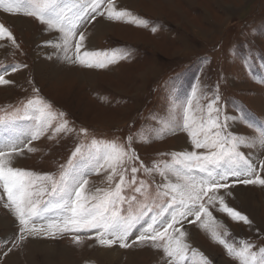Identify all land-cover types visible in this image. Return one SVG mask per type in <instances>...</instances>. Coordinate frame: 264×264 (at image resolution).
Here are the masks:
<instances>
[{"label":"rangeland","instance_id":"1","mask_svg":"<svg viewBox=\"0 0 264 264\" xmlns=\"http://www.w3.org/2000/svg\"><path fill=\"white\" fill-rule=\"evenodd\" d=\"M114 2L118 9L146 20L148 26L103 17L85 22L81 30L90 41L88 50L130 53L105 68H87L65 61L62 54L44 46L50 39L58 40L57 33L47 31L34 17L0 8V24L11 31L16 41L14 45L6 37L0 39V66H27L6 75L11 84L0 85V115L16 109L23 115L22 105L39 98L52 105L54 114L65 113L77 131L86 128L89 132L87 138L76 133L56 139L42 137L33 142L38 150L17 158L15 166L58 174L59 166L67 162L77 143H90L93 138L119 143L132 133L139 141L133 147L146 165L173 163V153L194 150L186 131L168 127L170 122L182 121V106L194 87L203 92L193 98L194 107L202 109L196 116L206 118L207 104L219 95L221 118L225 114L229 117L228 130L255 140L254 147L244 146L241 151L258 166L264 160V146L256 139L264 128V0ZM34 88L39 92H34ZM30 126V121L22 119L12 128L0 126V140ZM106 175L102 172L89 176L90 186L114 187L115 181L109 184ZM137 175L138 179H145L142 173ZM155 180H161L158 173ZM230 191L232 195L225 197L226 203L247 215L253 221L252 229L212 207L209 211L214 221L207 228H201L200 222L186 225V242L208 257L211 264H238L213 239V230L229 242L238 244L244 239L257 249L264 247V187L237 185ZM125 194L141 198V194L130 189ZM0 216L7 225L0 227V264H165L160 250L140 245L102 247L94 238H88L91 233H80V244L73 243V234H69L55 239L30 238L13 246L18 226L2 202ZM104 249L115 250L118 256H98L97 252ZM190 264H199V255Z\"/></svg>","mask_w":264,"mask_h":264},{"label":"snow or ice","instance_id":"2","mask_svg":"<svg viewBox=\"0 0 264 264\" xmlns=\"http://www.w3.org/2000/svg\"><path fill=\"white\" fill-rule=\"evenodd\" d=\"M0 8L7 13L22 12L37 19L47 31L59 35L58 40L46 41L45 47H52L65 61L87 68H105L130 53L127 50L119 54L88 50L87 37L81 30L85 22L103 17L148 26L146 20L126 9H118L114 0H76L71 4L66 0H0ZM5 37L16 44L11 31L0 24V39ZM25 67L22 64L0 66V85L11 84L6 75ZM33 91L38 93L39 89ZM198 92L203 95L194 87L191 96L186 98L182 121L168 125L169 129L186 131L194 150L173 153V163L165 162L162 166L149 167L140 159L133 147L139 142L138 137L132 133L119 143L94 138L90 143H77L67 162L59 166L58 174L23 169L15 166L16 160L38 150L34 141L42 137L56 139L68 133L87 138L88 129L77 131L70 126L65 113L54 114L52 105L39 98L29 99L22 105L23 115H19L20 109L0 115V126L8 128L14 127L17 120L31 122V126L18 135L0 140L3 193L0 202L17 222L13 246L30 238L55 239L69 234H73V243L80 244L79 234L91 233L88 238H94L102 247L140 245L160 250L166 258L165 264H190L197 255L199 264H211L208 257L186 242V225L200 222L201 228H207L209 221H214L209 211L212 207L252 229L253 221L230 207L225 197L232 195L230 189L237 185L264 187V160L257 166L241 151L244 146L254 147L255 140L228 130L229 117L225 114L221 118L219 95L207 104L206 118L196 116V112L202 110L193 105ZM249 126L253 127L250 123ZM256 139L264 146V128L259 130ZM200 149L204 151H198ZM102 172L107 174L109 184L115 181L114 187L93 189L88 177ZM138 173L145 179H138ZM157 173L160 181L155 180ZM149 176L153 179H146ZM129 189L141 194V198L126 195ZM211 235L238 264H264V247L257 249L254 243L244 239L238 244L229 242L214 230ZM227 235L225 232L224 236Z\"/></svg>","mask_w":264,"mask_h":264},{"label":"bare ground","instance_id":"3","mask_svg":"<svg viewBox=\"0 0 264 264\" xmlns=\"http://www.w3.org/2000/svg\"><path fill=\"white\" fill-rule=\"evenodd\" d=\"M17 20V19H16ZM22 22V21H20ZM102 24V23H101ZM98 28V25L96 27V29ZM95 29V30H96ZM99 30V28H98ZM85 45L86 47H89L90 46V41L88 40V38L86 39L85 41ZM1 217V216H0ZM210 222V221H209ZM9 223V222H8ZM211 223V222H210ZM0 227L2 228H6L7 225L4 223V219L0 218ZM35 240V239H34ZM36 242V241H35ZM97 255L100 256V257H103V258H110V259H114L118 256V252L113 250V251H110L108 252L107 250H102L100 253L97 252Z\"/></svg>","mask_w":264,"mask_h":264}]
</instances>
